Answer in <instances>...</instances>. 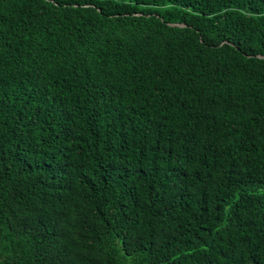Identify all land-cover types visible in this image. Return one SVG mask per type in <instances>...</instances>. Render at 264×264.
I'll use <instances>...</instances> for the list:
<instances>
[{
	"label": "trees",
	"instance_id": "trees-1",
	"mask_svg": "<svg viewBox=\"0 0 264 264\" xmlns=\"http://www.w3.org/2000/svg\"><path fill=\"white\" fill-rule=\"evenodd\" d=\"M259 55L264 0H0V264H264Z\"/></svg>",
	"mask_w": 264,
	"mask_h": 264
},
{
	"label": "water",
	"instance_id": "water-1",
	"mask_svg": "<svg viewBox=\"0 0 264 264\" xmlns=\"http://www.w3.org/2000/svg\"><path fill=\"white\" fill-rule=\"evenodd\" d=\"M171 25L172 26H184L183 24H171ZM258 57L264 59V56L262 55H259Z\"/></svg>",
	"mask_w": 264,
	"mask_h": 264
}]
</instances>
